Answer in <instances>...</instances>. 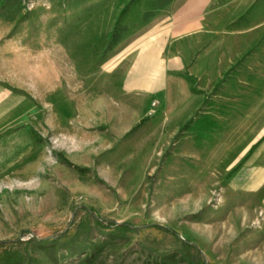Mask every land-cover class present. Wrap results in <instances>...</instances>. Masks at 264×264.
Masks as SVG:
<instances>
[{"label":"rangeland","instance_id":"obj_1","mask_svg":"<svg viewBox=\"0 0 264 264\" xmlns=\"http://www.w3.org/2000/svg\"><path fill=\"white\" fill-rule=\"evenodd\" d=\"M74 1L85 11L91 0ZM187 1L130 0L119 20L128 28L117 24L103 44L90 26L43 29L63 11L73 21L71 0L52 8L0 0V240L69 237L88 221L85 237L109 241L98 216L175 233L128 232L109 241L96 264H157L173 255L166 264H188L178 262L183 252L197 250L211 264H264V0L202 1L194 24L203 34L177 41L175 58L188 60L174 62L164 80L170 94L128 92V59L111 55L166 20L158 7L179 10ZM64 32L76 33L69 57L52 51L45 59L41 36ZM13 37L23 43L11 45ZM59 253L58 263L43 250L32 255L39 264L82 257Z\"/></svg>","mask_w":264,"mask_h":264},{"label":"crops","instance_id":"obj_2","mask_svg":"<svg viewBox=\"0 0 264 264\" xmlns=\"http://www.w3.org/2000/svg\"><path fill=\"white\" fill-rule=\"evenodd\" d=\"M46 1L50 3L49 6L52 8L53 5H59L61 0ZM71 1V5L74 7V9H72L73 21L71 23L66 22L64 20V18H66V13L63 11V18L61 21H58L51 27L48 26V23L43 26V29L56 30L58 32L60 30L76 31L90 26L93 31L91 39L96 41L100 40V37H102L103 44H106L112 40V31L117 24H121L122 29L128 28V23H123L119 20L122 19V15L125 13L130 0H91L88 9L84 8V10L86 9L85 11H82L79 8L80 5H78V1ZM202 1L205 0H188L186 4L179 8V10H171L170 6L167 9L158 7L156 13L161 15L162 13L168 14L166 20L163 22L159 20L150 22L147 27L151 30V32L147 34L144 40L137 41L134 44L127 46L124 50H118V48H116L115 51H112L111 55H114V52L118 53L120 51L118 54V57L120 58L118 60L124 58L128 59L126 72L123 75V86L128 92L140 91L145 94L151 92H163L164 95H167L174 90L171 86L169 87L164 80L171 75L174 76V74L170 71V69L174 67L176 68L174 62L180 61L184 63L188 60L185 56L178 59L175 58V55L181 51L178 50L177 41L183 38L186 41L192 37L194 32H199L203 29L202 23H198L199 25L194 24V20L198 19L199 15L204 12V8L207 5V3L203 4ZM207 1L208 0H206V2ZM248 2L249 0H245L244 4L248 5ZM38 7H41V5ZM39 11H41V8ZM49 11H51V9ZM27 26L28 23H24L20 29H27ZM102 31L105 32L102 33ZM199 34H203V30L200 31ZM75 35L76 33L74 32L68 34L64 32L62 35L57 33L56 36L51 34L50 38H43V36H41V55L44 57L46 56L45 59H48L50 52L54 51L56 55L62 54V57H69L68 55H70V53L65 47L72 45L75 40ZM12 39L11 45L16 44L17 42H20V44L23 43L22 37H13ZM50 45L54 48L49 50L48 47ZM143 57H149L148 59L150 61L148 68H142L143 66L141 61ZM63 59H65V57ZM113 60H115L113 57L109 58V61ZM154 65H157V73L152 71ZM183 92L184 91L178 90L177 93L181 94ZM142 120L140 121L141 123L146 122H142ZM137 127L138 125H135L130 129V131L135 130ZM253 135L256 136V134Z\"/></svg>","mask_w":264,"mask_h":264},{"label":"trees","instance_id":"obj_3","mask_svg":"<svg viewBox=\"0 0 264 264\" xmlns=\"http://www.w3.org/2000/svg\"><path fill=\"white\" fill-rule=\"evenodd\" d=\"M146 119H143L145 121ZM90 212H92L90 210ZM96 227L103 228V232L109 236V241L117 238L127 237V233L131 231H139L143 227L154 226L159 229L175 233L170 227L161 224H146L136 226L130 222H117L107 220L102 217H93ZM92 228L88 221H83L78 226L76 233L73 236L66 237L65 233L50 237L31 236L29 239L22 240L21 238L12 240H0V264H39V260L32 255L33 251L43 250L48 258L58 263L62 255H59L60 250H65L68 256L74 257L82 255V257L73 264H96V261L109 241L94 242L82 233V229L87 232ZM105 229H108L105 231ZM83 234V236H81ZM66 237V239H64ZM185 245L192 244L189 241L183 242ZM176 255L163 257L157 264H166L172 261ZM186 262L188 264H211L209 263L202 252L197 250L195 253L183 252L181 260L178 262ZM177 263V261H175Z\"/></svg>","mask_w":264,"mask_h":264}]
</instances>
